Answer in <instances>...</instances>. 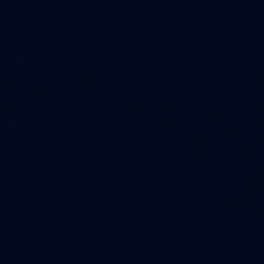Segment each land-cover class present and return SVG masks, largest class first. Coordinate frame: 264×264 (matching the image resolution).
<instances>
[{"label": "water", "instance_id": "1", "mask_svg": "<svg viewBox=\"0 0 264 264\" xmlns=\"http://www.w3.org/2000/svg\"><path fill=\"white\" fill-rule=\"evenodd\" d=\"M0 264H264V0H0Z\"/></svg>", "mask_w": 264, "mask_h": 264}]
</instances>
